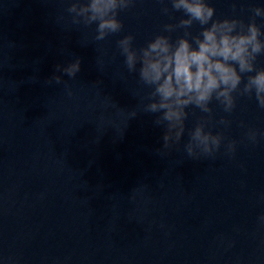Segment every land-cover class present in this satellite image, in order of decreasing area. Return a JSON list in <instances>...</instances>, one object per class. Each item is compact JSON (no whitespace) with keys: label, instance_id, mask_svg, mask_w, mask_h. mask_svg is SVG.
<instances>
[{"label":"water","instance_id":"1","mask_svg":"<svg viewBox=\"0 0 264 264\" xmlns=\"http://www.w3.org/2000/svg\"><path fill=\"white\" fill-rule=\"evenodd\" d=\"M210 2L217 16L247 21L257 0ZM66 8L0 0V264H264V139L241 143L248 126L264 130V110L254 98L237 97L231 114L213 102L209 126L237 141L231 158L223 144L214 158L187 157L198 109L160 156L162 129L142 110L148 89L115 42L132 33L139 47L169 17L138 0L120 13V33L96 41L95 26L72 25ZM77 56L74 78L47 83ZM220 116L228 129L214 126Z\"/></svg>","mask_w":264,"mask_h":264},{"label":"clouds","instance_id":"2","mask_svg":"<svg viewBox=\"0 0 264 264\" xmlns=\"http://www.w3.org/2000/svg\"><path fill=\"white\" fill-rule=\"evenodd\" d=\"M66 11L72 25L95 26L93 39L102 41L111 34L123 30L120 13L133 8L138 0H65ZM161 12L169 17L156 33L143 45L134 46V36L126 33L116 40V47L124 59L128 73H136L148 91L141 98L142 110L154 114L155 127L162 129V145L156 149L160 156L167 155L178 144L186 131V121L191 110L202 114L191 128L183 148L187 157L198 159L215 157L223 144L224 154L232 157L237 141L224 132H213L210 123L214 120L212 104L215 102L224 113L231 114L237 106V97L253 99L264 110V0L250 7L245 19L237 16L216 15L210 0H156ZM235 8V4H233ZM174 12L182 15L176 19ZM64 16H57L56 23L63 26ZM174 21V22H173ZM199 25L198 31L192 26ZM173 33H176L173 36ZM81 44L87 41L81 38ZM99 68L103 61L97 59ZM81 61L77 56L65 64H56L55 72L47 83L60 84L62 77L74 78L80 71ZM71 95V88L64 82ZM134 109L130 116L134 117ZM231 119L220 116L214 126L228 129ZM243 124V122H241ZM264 139V130L248 126L241 143L256 145ZM264 199V194H261ZM264 225V213L257 216Z\"/></svg>","mask_w":264,"mask_h":264}]
</instances>
